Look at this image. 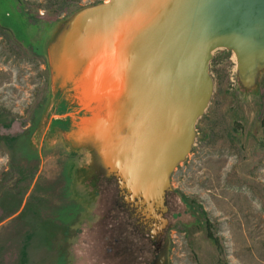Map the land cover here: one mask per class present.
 <instances>
[{
  "label": "rangeland",
  "instance_id": "rangeland-1",
  "mask_svg": "<svg viewBox=\"0 0 264 264\" xmlns=\"http://www.w3.org/2000/svg\"><path fill=\"white\" fill-rule=\"evenodd\" d=\"M108 0H0V264H264V67L213 51V93L163 206L145 214L65 130L82 81L49 45Z\"/></svg>",
  "mask_w": 264,
  "mask_h": 264
},
{
  "label": "water",
  "instance_id": "water-1",
  "mask_svg": "<svg viewBox=\"0 0 264 264\" xmlns=\"http://www.w3.org/2000/svg\"><path fill=\"white\" fill-rule=\"evenodd\" d=\"M74 33L114 104L110 169L155 214L211 99L213 51H233L246 83L264 67V0H108L81 13Z\"/></svg>",
  "mask_w": 264,
  "mask_h": 264
},
{
  "label": "bare ground",
  "instance_id": "bare-ground-1",
  "mask_svg": "<svg viewBox=\"0 0 264 264\" xmlns=\"http://www.w3.org/2000/svg\"><path fill=\"white\" fill-rule=\"evenodd\" d=\"M77 20L78 17L69 30L60 31L49 45L56 78L67 80L74 71L78 72L82 81L77 91L78 101L86 100L88 103L82 109V114L74 118L72 125L67 126L65 130L71 134L70 140L75 144L93 147L97 155L95 162L113 174V169H110L109 151L113 141L114 104L107 92L109 87L107 88L104 78L97 71L99 63L94 64L95 55H85V44L76 42L74 31ZM101 55L100 58L105 56L103 52Z\"/></svg>",
  "mask_w": 264,
  "mask_h": 264
}]
</instances>
